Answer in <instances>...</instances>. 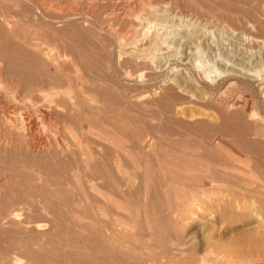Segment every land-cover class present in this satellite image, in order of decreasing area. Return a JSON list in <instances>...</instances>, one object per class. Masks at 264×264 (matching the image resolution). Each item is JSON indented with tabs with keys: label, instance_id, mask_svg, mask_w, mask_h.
Masks as SVG:
<instances>
[{
	"label": "rangeland",
	"instance_id": "1",
	"mask_svg": "<svg viewBox=\"0 0 264 264\" xmlns=\"http://www.w3.org/2000/svg\"><path fill=\"white\" fill-rule=\"evenodd\" d=\"M169 9L171 10L168 11L169 13H163V11ZM156 12H158V14ZM173 14H175L176 19H171L173 20L172 22L169 19ZM178 15L184 17L186 16V18H182L184 25L181 19H177ZM68 18L71 20H69ZM79 19L81 21H79ZM83 20L84 22H82ZM163 20L164 22H162ZM185 20L187 22H185ZM169 21L172 24L169 23ZM165 22L168 24H165ZM176 23L179 24L178 29L180 30L175 28ZM159 28H161L165 32L163 33V31ZM159 30L162 32H160ZM167 30L170 33L166 32ZM0 32V173H2L0 174V196H2L0 197V216L6 209L14 206L15 204H18L17 206L26 205L29 207H33V205L39 201V197H46L47 190L50 191L51 198L57 196L59 198L61 195L60 199L63 198L65 200L64 197L66 194L72 195L70 197L71 199L66 200L68 201L67 203L70 204L72 202L73 204L71 203V205H76L78 211H81H79V213L77 212L78 214L83 213L82 216L84 217L86 215H90L88 217L86 216L84 221L81 223L77 221L72 216V213L68 211L69 207L71 208V205L68 204L69 207L66 206V208H68L67 215L69 213L68 216H71L73 219H70L65 215L66 208L64 206H61L59 208V211L63 214H61L60 212L59 214H57V220L59 222V233L55 231L57 233V236L54 235L55 232H52L53 235L51 233L47 234L48 236L41 239L44 242L40 240L37 246L27 241V237L30 234H26V236L25 233H22L19 228L13 225H10L11 228L9 227V225L2 226L0 221V264H13L11 261V256H21V252H24L26 256V252H28L27 255H29V252H32L33 249L35 250L32 255L33 257L31 256V253L29 256H27L28 261H25V259H21L17 264H39L40 262V264H104L106 260H111V264H123L124 261V264H130V262L131 264H134L140 258L143 261L145 260V264H168L169 262H171L169 264H173L174 262L172 261L175 260L177 262V259H180L181 255L178 254L179 251L181 253L185 252L191 254L192 249H197L198 247L199 248L197 250L200 253H197V256L201 258L208 257L214 259V254L219 257V255L222 253V250H224L222 254H224L225 256L222 254L221 255L223 256L224 260L228 261V264H264V188L259 189L256 193L241 191V193L235 194L236 198H233V194L229 196V198L231 197V199H236L238 201H236V204L234 203V205L241 206L240 208L233 210V213H229V216L227 215L225 217H221L219 207L215 206L216 196L218 194L215 188L219 189V191L228 189L229 187L237 190L238 186L242 187L253 185L254 181L260 182V184L264 186V0H0ZM159 32L161 35L159 34ZM158 34L159 36H161V38L165 34L162 38L165 39V41L163 40L165 43H163L164 45L162 44L160 46V49L161 51H165L167 50L166 47L169 45V53L166 52L164 54H161V52L159 53L158 50L154 51L152 57L154 60L153 63L151 62V65L153 64L152 66L147 60L148 58L146 59L147 61L141 57L135 58L136 53L141 48H144L145 50L143 51L149 53L150 56L151 53L149 52V46H147V44L151 41L150 39H152L153 36H158ZM183 34L186 35V37L183 36ZM166 36H170L171 38H167ZM189 36L190 39L188 38ZM191 37L194 38L191 39ZM193 42H196V44H194ZM130 52L133 54H131ZM29 53L32 60L29 59ZM173 53L174 55H172ZM77 54L80 57H78ZM89 55L90 60L88 57ZM118 55L122 56L119 58ZM171 55L172 59L170 58ZM117 58H119V60ZM144 60L146 61V63ZM75 64L79 68H77ZM199 64H202V67L199 66ZM107 65L109 66L107 67ZM197 66L198 68L195 69V67ZM201 68L212 70V72L206 73L203 71V69L201 70ZM115 70L117 72L113 73L115 72ZM125 73H127L128 75ZM186 73L190 75L194 74L193 78L190 75H187V77ZM117 74L119 75L118 77ZM78 75H81L83 78L81 76L79 77ZM74 76H77L78 79ZM170 78L173 79L170 80ZM58 79H60V81L62 82L59 83ZM87 79L89 81H87L88 83H85ZM81 80L82 82L80 83ZM178 80H180V82ZM69 87L70 90L68 89ZM155 87H159V91L154 90ZM63 89H67V92ZM42 91H45L44 93H46L47 95H44ZM46 91H48V93ZM50 91L52 92L50 93ZM63 92H66L64 94L68 96H65L64 94L62 95ZM70 92L72 95H70ZM145 95L146 98H148V101L146 98H142L145 97ZM185 96H187V98ZM46 98L48 100H46ZM50 98L52 99L51 101ZM140 98L141 100L138 101V99ZM217 101L218 103H216ZM72 102L74 103V105ZM152 102L154 103V105ZM220 103H222L221 106H219ZM54 105H56L57 108L54 107ZM204 105L207 106L210 110L204 109ZM229 109L231 111H229ZM205 110L209 112L207 116L208 118L203 115V111ZM186 112L187 114H189L187 115ZM198 112L202 114L200 115ZM185 114L187 116H190L186 117ZM164 115L168 116L166 117ZM177 115L180 116L177 117ZM156 116L157 119L155 120ZM203 116H205L206 118ZM218 118L220 120H218ZM6 122H8L9 124ZM4 123L6 125H4ZM201 125L202 127L199 128V126ZM215 125H217V127ZM14 126L16 128L18 127V129H16ZM83 127L85 129H83L82 131ZM182 128L183 131H187H184V133L182 131ZM9 129L10 131H8L7 133L6 130ZM209 130L210 132H208ZM68 132L72 133L69 134ZM204 133L208 134L205 135ZM227 134L229 136H227ZM21 135L25 136L26 139ZM72 135L75 138H73ZM15 136H17L18 138H16ZM98 136L101 138H99ZM160 137L162 140H160ZM206 137L208 140L206 139ZM242 137L244 139H241ZM10 139H12L14 142L12 140L11 142ZM15 140H19L18 143H16ZM78 140H80V142ZM142 140L146 144H144ZM168 140H170V142H168ZM200 141L203 142L200 143ZM19 142L22 143L19 144ZM24 142L26 143V145ZM213 142H218L216 143L217 147L212 146ZM136 143L137 145H135ZM186 143H188L189 146H187ZM203 145L206 147H204ZM3 146L4 148H2ZM107 147H109V150L107 149ZM40 148L42 150H40ZM86 148L87 150H85ZM99 148H101L102 151H100ZM189 148L190 151L193 152V154L189 151ZM3 149H5V153ZM30 150L33 152H31ZM35 150H37V152ZM85 151L87 154H85ZM123 152L124 154H126L125 156ZM48 153L51 155H49ZM158 154L160 155V157ZM162 154L164 155L162 156ZM168 154H170L169 157L171 158V160L168 159ZM230 155H236L241 158L242 163H245L247 167L241 166L242 164H239L238 166L234 165L233 162L228 158ZM118 156L120 159L118 158ZM193 156L194 158H192ZM103 159H105V161ZM162 160L163 163L161 162ZM212 160L214 163H212ZM103 161L106 163L104 164ZM121 161L122 163H124L122 164ZM116 162L118 163L117 166L115 165ZM109 163L112 165H110ZM184 163L186 164L184 165ZM119 165L122 167V170ZM191 165H193L194 168H192ZM222 165L225 167V169ZM77 169L79 173L77 172ZM106 170H109V172H107ZM176 170H178V172ZM3 172L5 174H3ZM262 172L263 177L261 175ZM189 173L191 174V176ZM37 174H39V177H37ZM186 175L190 177H187ZM199 175L203 178L201 177L202 179H198ZM184 177L187 179H185ZM55 178L57 180L54 181ZM11 179L12 181L14 179L15 182L13 183ZM169 180H171L172 182H169ZM23 181H25V184L23 183ZM48 181L50 183L45 184L48 183ZM126 181H128L129 185L125 186ZM210 181H212L211 184ZM88 182H90L92 185L94 184L93 186L96 188H94L91 184L89 185ZM178 183H181V186ZM54 184L57 185L55 186ZM29 185L33 188L29 187ZM53 185L55 186V190L52 189L53 187H51ZM167 185L168 191L166 188ZM9 186L10 188L8 189ZM43 186H46L48 189L45 190L44 188L43 191V189L41 188ZM131 186L133 187L130 188ZM152 186L154 189L152 188ZM192 186L194 187L192 188ZM204 186L206 188H204ZM63 187L65 188V191L67 193L64 191ZM137 187H139L140 189L143 188V191L138 190ZM201 187H203L204 189L213 188L211 194L208 193V191H204L201 193ZM188 188H190V190ZM195 188L198 190H196ZM38 189L40 190V193ZM158 189L163 193H160ZM36 190L37 192H34ZM164 190L167 193H165ZM61 191L64 192L61 193ZM180 191L182 192V195L184 197H182ZM90 192L92 196L89 195ZM259 193L262 195H260ZM30 194L33 195L34 198L30 197ZM128 194H132L130 195V197H132L130 198ZM35 195H37V197ZM77 195H81V198L76 199ZM109 196H111V198ZM193 196L195 197L194 199L199 202V205H197L198 207L189 204V200H191ZM202 196H205L208 199ZM145 197H147V200ZM93 198L97 199L94 200ZM53 199L57 202L59 201L58 203H62V200L60 199ZM114 199L117 200L116 203L114 202ZM76 200L78 201V203H80V206L79 204H77ZM110 200L112 201L110 202ZM20 202L22 204H20ZM29 202L31 204H29ZM248 204L249 206H246ZM260 204L263 207V210L257 211L259 212V214L254 215L251 211L254 210V208H257ZM85 206L88 208L85 209ZM82 207L86 210V212H90L88 214L83 212L85 210H83ZM152 207L154 208V210ZM61 208L65 209L63 210ZM92 208H94V210ZM238 209H240V211ZM150 210L153 212H151ZM237 210L238 212H236ZM147 212H149L150 214H147ZM90 213H92V216ZM113 213L115 216L113 215ZM189 213H192L193 216H190ZM118 215L122 218L118 217ZM130 215H133V217H131ZM154 215L155 217L152 218ZM167 215L170 217H168ZM207 215L209 216V218ZM190 217L194 218L191 219ZM181 218L183 219L182 221ZM64 219L68 222L69 225H66L67 222H65ZM175 219H177V222ZM97 220L101 223V225ZM116 221H122L133 226L134 233L133 231L123 230L119 226L116 227ZM130 222H132V224ZM78 223H80V225H87L88 223L89 225H87V227L78 226ZM102 223L105 224L103 225ZM163 223L165 228L161 227L163 226ZM167 223H169L170 226ZM182 223H184L185 225H182ZM147 224H149L148 226H150L151 224V227L148 228ZM165 224L168 225L167 228ZM74 226L77 231L75 230ZM108 226L109 229L111 227L112 230H110L112 232L119 233L122 230L119 233V236H121L122 238L114 235L112 236V232L107 229ZM178 226L182 231V235L183 231L185 234L187 232H193L191 234H188V237L190 236V242L185 240V242L181 243L180 246H176L175 239H172L173 243L171 242V244L168 245V243H170L171 237L174 238L173 233L175 227L178 228ZM80 227H84L85 232L83 231V233H79L78 235V231L81 232L80 229L78 230V228ZM94 227H96V229L99 227L98 229L101 230L97 229L96 231ZM103 227L105 228L107 233H104L105 230L103 229ZM60 228H62L61 231ZM196 228L199 229V233ZM162 229H165L166 231H161ZM171 229H174L173 232ZM190 229L194 231H191ZM205 230L207 231V233ZM90 231L93 232L91 233ZM157 231L162 233H159ZM167 231H171V234ZM64 232L65 234L67 233V237L66 235L64 236ZM86 232L88 235L90 233L92 235L90 234L88 236L86 235ZM147 232L153 239L147 237L149 236V234L147 235ZM166 232L168 235L166 234ZM18 233L23 234V236L18 235ZM246 233L256 234L258 237L257 240H259L260 242L256 240H250L249 242L248 239V241H246L244 237L245 235H247ZM59 234L61 237L58 236ZM136 234L138 235L136 236ZM163 234L167 236L165 237V235ZM139 235L140 238H136L139 237ZM159 235H161L162 239H160L161 237H159ZM169 235L172 236L170 237ZM11 236H13V238ZM53 236H56L55 239ZM21 237L24 239L22 240ZM58 237L61 239L59 240ZM88 237L94 238H90V240ZM144 237L148 238L149 240L145 238L146 242H142ZM113 238L114 240H112ZM71 239L72 241L75 240L76 243L78 242L79 246L75 244V241L72 242ZM115 239L116 241H119L120 245L115 242ZM124 239H126V244H130H125L124 246ZM139 239L141 240V242L139 241ZM24 240L25 242H23ZM162 240L165 241L166 245H172L170 248L172 249L171 252H174V259H172V253L170 255V252H168L170 251V248H168V246L164 248L168 249H163L165 243L164 241L162 242ZM199 240L202 241V243L201 241L199 243L200 246L198 245ZM150 242L153 245H151ZM195 242L196 246L194 244ZM17 243H19L20 245H18ZM54 243L56 245H54ZM109 243H113L114 245L116 243L118 248H115L112 251L108 250L109 248L105 249V247H107L106 244ZM142 243L145 244L143 245ZM260 243H262V245ZM24 244L27 245L28 249L26 248V246L24 247ZM41 244L43 245V247ZM100 244L102 247L100 246ZM243 244L247 246L245 247V245ZM256 244H258L260 247H258V245ZM133 245H135L136 247H133ZM137 245L140 246L137 247ZM253 246H257V248L253 249ZM56 247L57 250L54 249ZM143 247H145V250H143ZM147 247L148 250L146 249ZM152 247L155 251L158 250V253H160L161 255L155 253L154 250L153 252H151ZM100 248H102V250ZM122 248H129V252H127L128 249ZM160 248L164 251L162 252L161 250H159ZM51 249H54V251ZM117 249L122 250V252ZM150 249L151 251H149ZM206 249H208L209 251ZM124 250H126V252H123ZM138 250H142V253L146 252L145 254H147V256L145 257L144 253L142 256V253L140 252V257ZM200 250L205 251L202 252ZM260 250L262 252H260ZM165 251L169 253L167 255V258V253ZM96 252L98 254H102V256L98 255ZM103 252H106L107 254H104ZM175 252H177L176 254L178 255L175 256ZM210 252H212V254ZM86 253H88V255ZM260 253H262V255ZM122 254L124 256L127 255V257L125 256V258ZM118 255H122V257H119ZM130 255L133 258H131ZM133 255L136 256V258L138 257L137 260ZM43 256L46 258H44ZM163 256H165V259L163 258ZM92 257H94L96 260H94V258ZM175 257L178 258L176 259ZM104 258L106 259L104 260ZM123 258L125 259L123 260ZM162 258L164 259L163 262ZM168 258L169 261L166 260ZM38 259L40 261L39 263H37L36 261ZM31 261L34 263H29ZM143 261L139 263L137 262V264H143ZM176 262L174 264H176Z\"/></svg>",
	"mask_w": 264,
	"mask_h": 264
},
{
	"label": "bare ground",
	"instance_id": "2",
	"mask_svg": "<svg viewBox=\"0 0 264 264\" xmlns=\"http://www.w3.org/2000/svg\"><path fill=\"white\" fill-rule=\"evenodd\" d=\"M154 1H155V0H154ZM163 1H164V0H163ZM160 2H161V1H160ZM221 2H222V1H221ZM33 3H34V2H33ZM166 3H167V2H166ZM168 3H169V2H168ZM173 3H174V2H173ZM44 4H45V3H44ZM98 4H99V3H98ZM149 4H150V3H149ZM151 4H152V3H151ZM174 4H175V3H174ZM114 5H115V4H114ZM126 5H127V4H126ZM154 5H155V4H154ZM165 5H166V4H165ZM171 5H173V4H171ZM176 5H177V3H176ZM176 5H175V6H176ZM109 6H110V5H109ZM162 6H163V5H162ZM167 6H169V5H167ZM149 7H150V6H149ZM149 7H148V8H149ZM152 7H153V6H152ZM165 7H166V6H165ZM154 8H155V7H154ZM175 8H176V7H175ZM143 9H144V8H143ZM170 9H171V8H170ZM170 9H169V10H165V11H163V13H166V12L172 10V9H171V10H170ZM178 9H179V8H178ZM173 10H174V9H173ZM155 11H156V10H155ZM161 11H162V10H161ZM176 11H177V10H176ZM156 13L158 14V12H156ZM168 13H169V12H168ZM170 13H171V12H170ZM177 13H178V12H177ZM180 13H181V12H180ZM145 14H146V13H145ZM153 14H154V13H153ZM160 14H162V13H160ZM181 15H182V14H181ZM181 15H178V16H177V19H179V20L181 19V21L183 22L182 18H186V16L184 17V16H181ZM80 16H81V15H80ZM83 16H84V15H83ZM83 16H82V17H83ZM255 16H256V15H255ZM77 17H78V16H77ZM77 17H76V18H77ZM168 17H169V16H168ZM256 17H257V16H256ZM70 18H71V17H70ZM145 18H146V17H145ZM160 18H162V17H160ZM173 18H175V14H173L172 16H170V19H169V20L173 22V20H171V19H173ZM257 18H258V17H257ZM64 19H65V18H64ZM64 19H63V20H64ZM68 19H69V18H68ZM71 19H72V18H71ZM71 19H69V20H71ZM73 19H74V18H73ZM77 19H78V18H77ZM85 19H86V18H85ZM165 19H166V18H165ZM175 19H176V18H175ZM75 20H76V19H75ZM86 20H87V19H86ZM94 20H95V19H94ZM158 20H159V19H158ZM79 21H81V20L79 19ZM160 21H161V20H160ZM167 21H168V20H167ZM167 21H166V22H167ZM170 21H169V23H171ZM181 21H180V22H181ZM52 22H54V21H52ZM70 22H71V21H70ZM82 22H84V20H83ZM87 22H88V21H87ZM162 22H164V20H163ZM166 22H165V24H168V23H166ZM185 22H187V21L185 20ZM66 23H67V22H66ZM158 23H159V22H158ZM178 23H179V22H178ZM178 23H176V27H175L176 29H178V27H179V24H178ZM102 24H103V23H102ZM160 24H161V23H160ZM171 24H172V23H171ZM174 24H175V23H174ZM188 24H191V23H188ZM21 25H22V24H21ZM37 25H38V24H37ZM83 25H84V24H83ZM183 25H184V22H183ZM192 25H193V24H192ZM206 25H207V24H206ZM38 26H39V25H38ZM99 26H100V25H99ZM154 26H155V25H154ZM88 27H89V26H88ZM95 27H96V26H95ZM165 27H166V26H165ZM167 27H168V26H167ZM170 27H172V26H170ZM186 27H188V26H186ZM204 27H205V26H204ZM204 27H203V28H204ZM53 28H54V27H53ZM168 28H169V27H168ZM159 29H161V28H159ZM184 29H185V28H184ZM201 29H202V28H201ZM8 30H9V29H8ZM10 30H11V29H10ZM161 30H162V29H161ZM168 30H169V29H168ZM168 30H167L166 32H168ZM178 30H180V29H178ZM142 31H143V30H142ZM159 31H160V30H159ZM162 31H163V30H162ZM162 31H160V32H162ZM170 31H171V30H170ZM174 31H175V30H174ZM174 31H173V32H174ZM195 31H196V30H195ZM7 32H8V31H7ZM10 32H12V31H10ZM38 32H39V31H38ZM106 32H107V31H106ZM160 32H159V34H160ZM164 32H165V31H163V33H164ZM177 32H178V31H177ZM0 33H1V32H0ZM156 33H157V30H156ZM168 33H170V32H168ZM196 33H197V32H196ZM212 33H213V32H212ZM238 33H239V32H238ZM11 34H13V33H11ZM17 34H18V33H17ZM20 34H21V33H20ZM31 34H33V33H31ZM107 34H109V33H107ZM159 34H158V36H156V35L153 36L152 39H150L151 41L148 40V41H150V42L147 44V46H149V47H148L149 52L151 53L150 56H149V53H146L145 51H143V50H145L144 48L142 49V48L140 47L141 49L139 50V49L136 47L139 51L136 53V55H135L136 57H135V58H137V57H141V58H143V59H145V60L148 58L147 60L150 62V65H151V62L153 63V60H154V59L152 58V57H153V52H154V51L158 50L159 53L161 52V54H164V53L168 52V51H169V50H168L169 45L166 47L167 50H165V51H161V49H160V46H161L163 43H165V42H164L165 39H162V38H163L164 35L167 34V33H165V34L163 35L162 38H161V36H159ZM184 34H185V33H184ZM184 34H183V36L186 37V35H184ZM191 34H192V33H191ZM13 35H15V34H13ZM160 35H161V34H160ZM189 35H190V34H189ZM16 36H17V35H16ZM20 36H21V35H20ZM33 36H34V35H33ZM35 36H36V35H35ZM176 36H177V35H176ZM181 36H182V35H181ZM198 36H199V34H198ZM206 36H207V35H206ZM27 37H28V36H27ZM37 37H38V36H37ZM39 37H40V36H39ZM146 37H147V36H146ZM148 37H149V36H148ZM166 37H167V36H166ZM169 37H170V36H168L167 38H169ZM185 37H183V38H185ZM21 38H22V37H21ZM142 38H143V37H142ZM170 38H171V37H170ZM188 38L190 39V36H189ZM193 38H194V37H193ZM193 38L191 37V39H193ZM198 38H199V37H198ZM205 38H206V37H205ZM22 39H24V38H22ZM28 39H29V38H28ZM33 39H34V38H33ZM38 39H39V38H38ZM147 39H148V38H147ZM172 39H173V38H172ZM176 39H177V38H176ZM24 40H25V39H24ZM31 40H32V39H31ZM163 40H164V41H163ZM200 40H201V39H200ZM39 41H40V40H39ZM215 41H216V40H215ZM26 42H27V40H26ZM146 42H147V41H146ZM58 43H59V42H58ZM134 43H135V42H134ZM168 43H169V42H168ZM171 43H172V42H171ZM193 43H194V42H193ZM19 44H20V43H19ZM145 44H146V43H145ZM194 44H196V42H195ZM26 45H27V44H26ZM30 45H31V43H30ZM76 45H77V44H76ZM163 45H164V44H163ZM165 45H166V44H165ZM170 45H172V44H170ZM178 45H179V44H178ZM35 46H37V45H35ZM35 46H34V47H35ZM23 47H24V46H23ZM162 47H163V46H162ZM174 47H175V46H174ZM191 47H192V45H191ZM37 48H38V47H37ZM132 48H133V47H132ZM177 48H179V47H177ZM28 49H29V48H28ZM77 49H78V48H77ZM132 50H133V49H132ZM134 50H135V49H134ZM146 50H147V49H146ZM71 51H72V50H71ZM71 51H70V52H71ZM81 51H82V49H81ZM127 52H128V51H127ZM134 52H135V51H134ZM180 52H181V51H180ZM82 53H83V52H82ZM130 53H131V52H130ZM155 53H156V52H155ZM155 53H154V54H155ZM168 53H169V52H168ZM168 53H167V54H168ZM121 54H123V53H121ZM126 54H127V53H126ZM131 54H133V53H131ZM134 54H135V53H134ZM70 55H71V54H70ZM77 55H78V54H77ZM155 55H156V54H155ZM159 55H160V54H159ZM172 55H174V53H173ZM172 55L170 56V58L172 57ZM118 56H119V55H118ZM121 56H122V55H120L119 58H120ZM129 56H130V55H129ZM177 56H178V55H177ZM27 57H28V56H27ZM29 57H30L29 59L32 60V59H31V56H30V53H29ZM36 57H37V56H36ZM36 57H35V58H36ZM78 57H80V56L78 55ZM88 57H89V60H90V55H89ZM130 57H131V56H130ZM154 57H155V56H154ZM37 58H38V57H37ZM119 58H117V59L119 60ZM126 58H127V57H126ZM167 58H168V57H167ZM15 59H16V58H15ZM75 59H76V58H75ZM87 59H88V58H87ZM127 59H128V58H127ZM133 59H134V58H133ZM160 59H161V58H160ZM168 59H169V58H168ZM171 59H172V58H171ZM34 60H36V59H34ZM145 60H144V61H145ZM147 60H146V61H147ZM161 60H162V59H161ZM174 60H175V59H174ZM174 60H173V61H174ZM146 61H145V63H146ZM158 61H159V60H158ZM72 62H73V60H72ZM78 62H79V61H78ZM107 62H108V61H107ZM156 62H157V61H156ZM174 62H175V61H174ZM181 62H182V61H181ZM188 62H189V61H188ZM188 62H185V63H188ZM190 62H191V61H190ZM34 63H36V62H34ZM42 63H43V62H42ZM126 63H127V62H126ZM128 63H129V62H128ZM204 63H205V62H204ZM81 64H82V63H81ZM142 64H143V63H142ZM158 64H159V63H158ZM182 64H183V63H182ZM39 65H40V64H39ZM75 65H76V64H75ZM152 65H153V64H152ZM152 65H151V66H152ZM201 65H202V64H199V66H201ZM46 66H47V65H46ZM46 66H45V67H46ZM76 66H77V65H76ZM108 66H109V65H107V67H108ZM156 66H157V65H156ZM195 66H196V65H195ZM204 66H205V65H204ZM23 67H24V66H23ZM146 67H147V66H146ZM153 67H154V66H153ZM175 67H176V66H175ZM190 67H191V66H190ZM201 67H202V66H201ZM67 68H68V67H67ZM74 68H75V67H74ZM74 68H73V69H74ZM77 68H79V67L77 66ZM196 68H198V66L195 67V69H196ZM199 68H200V67H199ZM152 69H153V68H152ZM202 69H203V71L206 72V73H210V72H212V70H206L205 68H201V70H202ZM214 70H215V69H214ZM68 71H69V70H68ZM71 71H72V70H71ZM77 71H78V70H77ZM113 71H114V70H113ZM227 71H228V70H227ZM73 72H74V71H73ZM75 72H76V71H75ZM80 72H81V71H80ZM116 72H117V71L115 70V72H113V73H116ZM224 72H225V71H224ZM229 72H230V71H229ZM240 72H241V71H240ZM77 73H79V72H77ZM82 73H83V72H82ZM111 73H112V72H111ZM75 74H76V73H75ZM125 74H127V73H125ZM182 74H183V73H182ZM182 74H181V75H182ZM76 75H77V74H76ZM81 75H82V74H81ZM81 75H78V76L80 77ZM115 75H116V74H115ZM127 75H128V74H127ZM183 75H184V74H183ZM187 75H190V74H187V73H186V76H187ZM193 75H194V74H191L190 76L193 78ZM118 76H119V75L117 74V77H118ZM175 76H176V75H175ZM177 76H178V75H177ZM184 76H185V75H184ZM29 77H30V76H29ZM74 77H75V76H74ZM74 77H73V78H74ZM76 77H77V76H76ZM76 77H75V78H76ZM81 77H82V76H81ZM126 77H127V76H126ZM181 77H182V76H181ZM187 77H188V76H187ZM187 77H186V78H187ZM191 77H190V78H191ZM23 78H24V77H23ZM56 78H57V77H56ZM82 78H83V77H82ZM82 78H80V79H82ZM113 78H114V75H113ZM178 78H179V77H178ZM30 79H32V78H30ZM52 79H54V78H52ZM77 79H78V77H77ZM120 79H121V78H120ZM168 79H169V78H168ZM172 79H173V78H172ZM172 79L170 78V80H172ZM179 79H180V78H179ZM187 79H189V78H187ZM187 79H186V80H187ZM94 80H95V79H94ZM116 80H117V79H116ZM181 80H182V79H181ZM189 80H190V79H189ZM226 80H227V79H226ZM52 81H53V80H52ZM58 81H59V83L62 82V81H60V79H58ZM66 81H67V80H66ZM74 81H75V80H74ZM77 81H78V80H77ZM87 81H89V80L87 79L86 82H85V80H84L85 83H88ZM118 81H119V80H118ZM178 81L180 82V80H178ZM182 81H183V80H182ZM210 81H212V80H210ZM258 81H259V80H258ZM36 82H37V81H36ZM36 82H35V83H36ZM81 82H82V80L80 81V83H81ZM109 82H110V81H109ZM167 82H168V81H167ZM191 82H192V81H191ZM208 82H209V81H208ZM68 83H69V82H68ZM182 83H186V82H182ZM182 83H181V84H182ZM76 84H77V83H76ZM76 84H75V86H76ZM178 84H179V83H178ZM222 84H223V83H222ZM222 84H221V85H222ZM10 85H11V84H10ZM80 85H81V84H80ZM80 85H79V87H80ZM167 85H168V84H167ZM169 85H170V84H169ZM183 85H184V84H183ZM183 85H182V86H183ZM201 85H202V84H201ZM18 86H19V85H18ZM87 86H89V85H87ZM87 86H86V87H87ZM170 86H171V85H170ZM82 87H83V86H82ZM203 87H204V86H203ZM89 88H90V87H89ZM160 88H161V87H160ZM68 89L70 90V87H69ZM78 89H79V88H78ZM204 89H205V88H204ZM63 90L66 91L67 89H66V90L63 89ZM63 90H62V91H63ZM69 90H68V91H69ZM80 90H82V89H80ZM154 90L159 91V87H155ZM161 90H162V89H161ZM216 90H217V89H216ZM84 91H85V90H84ZM91 91H92V90H91ZM165 91H166V90H165ZM42 92L44 93L45 91H42ZM46 92L48 93V91H46ZM51 92H52V91H50V93H51ZM66 92H67V91H66ZM66 92H63L62 95H63L64 93H66ZM85 92H86V91H85ZM93 92H94V91H93ZM169 92H171V91H169ZM204 92H205V91H204ZM208 92H209V91H208ZM79 93H80V92H79ZM82 93H83V92H82ZM155 93H156V92H155ZM210 93H212V92H210ZM214 93H215V92H214ZM45 94H46V93H44V95H45ZM68 94H69V93H68ZM83 94H84V93H83ZM83 94H80V95H83ZM151 94H153V93H151ZM151 94H150V95H151ZM186 94H187V92H186ZM193 94H196V93H193ZM46 95H47V94H46ZM64 95H65V94H64ZM70 95H72L71 92H70ZM148 95H149V94H148ZM148 95H147V96H148ZM184 95H185V93H184ZM190 95H192V94H190ZM202 95H203V94H202ZM65 96H68V95H65ZM188 96H189V95H188ZM208 96H209V95H208ZM212 96H213V94H212ZM46 97H47V96H46ZM51 97H52V96H51ZM71 97H72V96H71ZM74 97H75V96H74ZM84 97H85V96H84ZM106 97H107V96H106ZM124 97H125V96H124ZM165 97H166V95H165ZM165 97H164V98H165ZM185 97L187 98V96H185ZM192 97H193V96H192ZM42 98H43V97H42ZM68 98H69V97H68ZM142 98H146V95H145V97H142ZM156 98H157V97H156ZM167 98H168V97H167ZM204 98H205V97H204ZM212 98H213V97H212ZM38 99H39V98H38ZM54 99H55V98H54ZM65 99H66V98H65ZM69 99H70V98H69ZM71 99H72V98H71ZM123 99H124V98H123ZM146 99H147V101H148V98H146ZM146 99H144V100H146ZM150 99H151V97H150ZM152 99H153V98H152ZM169 99H170V96H169ZM210 99H211V97H210ZM218 99H219V97H218ZM218 99H217V100H218ZM46 100H48V99L46 98ZM51 100H52V99L50 98V101H51ZM139 100H141V98L138 99V101H139ZM142 100H143V99H142ZM154 100H155V99H154ZM203 100H205V99H203ZM53 101H54V100H53ZM83 101H84V100H83ZM124 101H125V100H124ZM188 101H189V100H188ZM188 101H187V102H188ZM32 102H35V101H32ZM70 102H71V101H70ZM73 102H74V101H73ZM73 102H72V103H73ZM210 102H211V101H210ZM36 103H37V102H36ZM56 103H57V102H56ZM72 103H71V105H72ZM152 103H153V102H152ZM213 103H214V101H213ZM216 103H218V101H217ZM216 103H215V104H216ZM40 104H41V103H40ZM47 104H48V103H47ZM49 104H50V102H49ZM51 104H53V103H51ZM57 104H59V103H57ZM139 104H141V103H139ZM221 104H222V103H220L219 106H221ZM59 105H60V104H59ZM73 105H74V103H73ZM143 105H144V104H143ZM153 105H154V103H153ZM57 106H58V105H57ZM145 106H146V105H145ZM145 106H143V107H145ZM222 106H223V105H222ZM228 106H230V105H228ZM54 107H56V105H54ZM67 107H68V106H67ZM146 107H147V106H146ZM148 107H149V106H148ZM31 108H32V107H31ZM33 108H34V107H33ZM56 108H57V107H56ZM56 108H55V109H56ZM69 108H70V107H69ZM203 108H204V109H208V107L205 106V105L203 106ZM228 108H229V107H228ZM4 109H5V108H4ZM51 109H52V108H51ZM71 109H72V108H71ZM75 109H76V108H75ZM75 109H74V110H75ZM78 109H80V108H78ZM178 109H180V108H178ZM186 109H187V107H186ZM57 110H58V109H57ZM60 110H61V109H60ZM190 110H191V109H190ZM192 110H193V108H192ZM192 110H191V111H192ZM208 110H210V109H208ZM231 110H232V108H231ZM231 110L229 109V111H231ZM32 111H33V110H32ZM65 111H66V110H65ZM164 111H165V110H164ZM181 111H182V110H181ZM194 111H196V110H194ZM70 112H71V111H70ZM154 112H155V111H154ZM226 112H227V111H226ZM234 112H235V111H234ZM155 113H156V112H155ZM195 113H196V112H195ZM198 113H199V112H198ZM210 113H211V111H210ZM148 114H150V113H148ZM172 114H173V113H172ZM177 114H178V113H177ZM180 114H181V113H180ZM186 114H187V112H186ZM186 114H185V115H186ZM188 114H189V113H188ZM188 114H187V115H188ZM199 114L201 115L202 113H199ZM208 114H209V112H207L206 110L203 111V115H205L206 117L208 116ZM212 114H213V113H212ZM236 114H237V113H236ZM41 115H42V114H41ZM187 115H186V117H189V116H190V115H189V116H187ZM159 116H160V115H159ZM164 116H166V115H164ZM167 116H168V115H167ZM167 116H166V117H167ZM179 116H180V115H179ZM179 116L177 115V117H179ZM205 116H203V117H205ZM249 116H250V115H249ZM22 117H24V116H22ZM154 117H155V116H154ZM161 117H162V116H161ZM203 117H202V118H203ZM206 117H205V118H206ZM219 117H220V116H219ZM9 118H10V117H9ZM9 118H8V119H9ZM20 118H21V117H20ZM25 118H26V116H25ZM25 118H24V120H25ZM173 118H174V116H173ZM207 118H208V117H207ZM156 119H157V116H156L155 120H156ZM159 119H160V117H159ZM200 119H201V118H200ZM12 120H14V119H12ZM19 120H20V119H19ZM21 120H22V119H21ZM161 120H162V119H161ZM173 120H174V119H173ZM218 120H220V119L218 118ZM6 121H7V120H6ZM10 121H11V119H10ZM15 121H16V120H15ZM22 121H23V120H22ZM80 121H81V120H80ZM153 122H154V121H153ZM157 122H158V121H157ZM223 122H225V121H223ZM223 122H220V123H223ZM242 122H243V121H242ZM251 122H252V121H251ZM253 122H255V121H253ZM6 123H8V122H6ZM208 123H209V122H208ZM8 124H9V123H8ZM32 124H33V123H32ZM203 124H204V123H203ZM203 124H202V125H203ZM243 124H244V123H243ZM4 125H6V124L4 123ZM10 125H11V123H10ZM27 125H28V124H27ZM36 125H37V124H36ZM79 125H80V124H79ZM202 125L199 126V128L202 127ZM225 125H226V124H225ZM16 126H18V125H16ZM19 126H22V125H19ZM85 126H86V125H85ZM162 126H163V125H162ZM197 126H198V125H197ZM215 126L217 127V125H215ZM241 126H242V125H241ZM241 126H240V127H241ZM14 127H15V126H14ZM14 127H12V128H14ZM157 127H158V126H157ZM159 127H160V125H159ZM163 127H164V126H163ZM218 127H219V126H218ZM4 128H5V127H4ZM8 128H9V127H8ZM15 128H16V127H15ZM20 128H21V127H20ZM20 128H19V129H20ZM22 128H23V127H22ZM153 128H154V127H153ZM153 128H152V129H153ZM164 128H165V127H164ZM176 128H177V127H176ZM207 128H208V127H207ZM220 128H221V127H220ZM6 129H7V127H6ZM16 129H18V127H17ZM16 129H15V132H16ZM29 129H30V128H29ZM61 129H62V128H61ZM83 129H85V128L83 127V128H82V131H83ZM154 129H155V128H154ZM154 129H153V130H154ZM20 130H21V129H20ZM22 130H23V129H22ZM24 130H25V129H24ZM68 130H69V129H68ZM87 130H88V129H87ZM194 130H195V129H194ZM207 130H208V129H207ZM207 130H206V131H207ZM210 130H211V129H210ZM210 130H209L208 132H210ZM8 131H10V129H9V130H6L7 133H8ZM13 131H14V130H13ZM18 131H19V130H18ZM27 131H28V130H27ZM66 131H67V130H66ZM70 131H71V130H70ZM155 131H156V130H155ZM179 131H180V130H179ZM182 131H183V128H182ZM184 131H187V130H184ZM184 131H183V132H184ZM196 131H197V130H196ZM23 132H24V131H23ZM194 132H195V131H194ZM198 132H199V131H198ZM211 132H212V131H211ZM12 133H13V132H12ZM27 133H28V132H27ZM68 133H69V132H68ZM70 133H72V132H70ZM70 133H69V134H70ZM81 133H82V132H81ZM145 133H146V131H145ZM157 133H158V132H157ZM162 133H163V132H162ZM164 133H165V131H164ZM169 133H170V132H169ZM184 133H185V132H184ZM201 133H202V132H201ZM226 133H227V132H226ZM258 133H259V132H258ZM14 134H15V133H14ZM22 134H23V133H22ZM30 134H31V132H30ZM91 134H92V133H91ZM198 134H199V133H198ZM204 134L206 135V134H208V133H204ZM211 134H212V133H211ZM213 134H214V132H213ZM259 134H260V133H259ZM17 135H18V134H17ZM23 135H24V134H23ZM73 135H74V134H73ZM73 135H72V137L75 138V137H74L75 135H74V136H73ZM79 135H80V134H79ZM84 135H85V134H84ZM157 135H158V134H157ZM173 135H174V134H173ZM176 135H177V134H176ZM201 135H203V134H201ZM10 136H11V135H10ZM13 136H14V135H13ZM18 136H19V135H18ZM21 136H22V135H21ZM21 136H20V138H21ZM69 136H70V135H69ZM91 136H92V135H91ZM171 136H172V135H171ZM179 136H180V134H179ZM187 136H188V135H187ZM195 136H196V135H195ZM227 136H229V135L227 134ZM244 136H245V135H244ZM257 136H258V135H257ZM15 137L18 138L17 136H15ZM22 137H25V136H22ZM81 137H82V136H81ZM98 137H99V136H98ZM145 137H146V136H145ZM20 138H19V139H20ZM99 138H101V137H99ZM109 138H110V137H109ZM129 138H130V137H129ZM193 138H196V137H193ZM193 138H192V139H193ZM219 138H220V137H219ZM222 138H223V137H222ZM222 138H221V139H222ZM228 138H229V137H228ZM25 139H26V137H25ZM77 139H78V138H77ZM77 139H76V141H77ZM102 139H103V138H102ZM106 139H108V138H106ZM206 139H207V137H206ZM221 139H220V140H221ZM241 139H244V138L242 137ZM241 139H240V140H241ZM248 139H250V138H248ZM11 140H12V139H10V141H11ZM21 140H22V139H21ZM160 140H162L161 137H160ZM166 140H167V139H166ZM195 140H197V139H195ZM207 140H208V139H207ZM225 140H226V138H225ZM227 140H228V139H227ZM12 141H13V140H12ZM12 141H11V142H12ZM18 141H19V140H18ZM18 141L15 140L16 143H18ZM23 141H24V140H23ZM73 141H75V140H73ZM78 141L80 142V140H78ZM103 141H106V140H103ZM103 141H102V142H103ZM112 141H113V140H112ZM142 141H143V140H142ZM164 141H165V140H164ZM179 141H181V140H179ZM191 141H192V140H191ZM191 141H190V142H191ZM222 141H223V140H222ZM248 141H249V140H248ZM13 142H14V141H13ZM27 142H28V141H27ZM102 142H101V143H102ZM143 142H144V141H143ZM149 142H150V141H149ZM168 142H170V140H168ZM171 142H172V141H171ZM186 142H187V141H186ZM190 142H188V143H190ZM201 142H203V141H200V143H201ZM224 142H225V141H224ZM16 143H15V144H16ZM20 143H22V142H19V144H20ZM24 143H25V142H24ZM44 143H45V142H44ZM76 143H77V142H76ZM98 143H99V142H98ZM188 143H186L187 146H189ZM204 143H205V142H204ZM216 143H218V142H216ZM216 143L213 142L212 146L217 147V144H216ZM19 144H18V147H19ZM79 144H80V143H79ZM144 144H146V143L144 142ZM25 145H26V143H25ZM46 145H47V144H46ZM135 145H137V143H136ZM191 145H192V144H191ZM193 145H194V144H193ZM206 145H207V144H206ZM241 145H242V144H241ZM10 146H11V145H10ZM22 146H23V145H22ZM78 146H79V145H78ZM95 146H96V145H95ZM116 146H117V145H116ZM155 146H156V145H155ZM167 146H168V145H167ZM170 146H171V143H170ZM203 146H204V145H203ZM208 146H210V145H208ZM208 146H207V147H208ZM23 147H24V146H23ZM26 147H27V146H26ZM32 147H33V146H32ZM100 147H102V146H100ZM113 147H114V146H113ZM137 147H139V146H137ZM204 147H206V146H204ZM2 148H4V146H3ZM8 148H9V147H8ZM43 148H44V147H43ZM108 148H109V147H107V149H108ZM115 148H116V147H115ZM194 148H195V147H194ZM211 148H212V147H211ZM6 149H7V148H6ZM19 149H20V148H19ZM27 149H28V148H27ZM29 149H30V148H29ZM62 149H63V148H62ZM71 149H72V148H71ZM80 149H81V148H80ZM4 150H5V149H3V151H4ZM17 150H18V148H17ZM32 150H33V149H32ZM40 150H42V149L40 148ZM57 150H58V149H57ZM85 150H87V148H86ZM99 150L102 151L101 148H99ZM108 150H109V149H108ZM108 150H107V151H108ZM139 150H140V149H139ZM182 150H183V149H182ZM186 150H187V148H186ZM210 150H211V149H210ZM30 151H31V150H30ZM35 151L37 152V150H35ZM52 151H53V150H52ZM100 151H99V152H100ZM160 151H161V150H160ZM173 151H174V150H173ZM189 151H190V148H189ZM193 151H194V150H193ZM250 151H251V150H250ZM31 152H33V151H31ZM36 152H35V153H36ZM38 152H39V151H38ZM61 152H62V150H61ZM163 152H164V151H163ZM190 152H192V151H190ZM197 152H198V151H197ZM201 152H202V151H201ZM201 152H200V153H201ZM1 153H2V151H1ZM4 153H5V151H4ZM52 153H53V152H52ZM89 153H90V151H89ZM94 153H95V152H94ZM101 153H102V152H101ZM101 153H100V154H101ZM104 153H105V151H104ZM152 153H153V152H152ZM167 153H168V152H167ZM171 153H172V152H171ZM186 153H187V152H186ZM195 153H196V152H195ZM210 153H211V152H210ZM210 153H209V154H210ZM38 154H39V153H38ZM48 154H49V153H48ZM85 154H87L86 151H85ZM123 154H124V152H123ZM159 154H160V153H159ZM159 154H158V155H159ZM165 154H166V153H165ZM172 154H173V153H172ZM176 154H178V153H176ZM187 154H188V153H187ZM192 154H193V152H192ZM221 154H222V153H221ZM26 155H27V154H26ZM34 155H35V154H34ZM49 155H51V154H49ZM49 155H48V156H49ZM102 155H103V154H102ZM104 155H105V154H104ZM118 155H119V154H118ZM125 155H126V154H124V156H125ZM150 155H151V154H150ZM163 155H164V154H162V156H163ZM166 155H167V154H166ZM169 155H170V154H168V157H169ZM203 155H204V154H203ZM22 156H23V155H22ZM32 156H33V154H32ZM92 156H93V155H92ZM92 156H91V157H92ZM151 156H152V155H151ZM155 156H156V155H155ZM171 156H172V155H171ZM179 156H180V155H179ZM208 156H209V155H208ZM208 156H207V157H208ZM253 156H254V155H253ZM3 157H4V156H3ZM99 157H100V155H99ZM99 157H98V158H99ZM102 157H103V156H102ZM105 157H106V156H105ZM108 157H109V156H108ZM116 157H117V156H116ZM127 157H128V156H127ZM159 157H160V155H159ZM190 157H191V156H190ZM118 158H119V156H118ZM164 158H165V156H164ZM166 158H167V157H166ZM188 158H189V157H188ZM192 158H194V156H193ZM209 158H210V157H209ZM224 158H225V157H224ZM228 158H229V160L232 161L233 164L236 165V166H238L239 164H240V165L242 164L241 166H243V167H247V165H246L245 163H242L241 158H239V157L236 156V155H230ZM253 158H254V157H253ZM256 158H257V157H256ZM100 159H101V157H100ZM119 159H120V158H119ZM127 159H128V158H127ZM156 159H158V158H156ZM160 159H161V158H160ZM168 159L171 160L170 157H169ZM177 159H178V158H177ZM183 159H184V157H183ZM189 159H190V158H189ZM211 159H212V158H211ZM93 160H94V159H93ZM95 160H96V159H95ZM103 160L105 161V159H103ZM179 160H180V159H179ZM181 160H182V159H181ZM192 160H194V159H192ZM217 160H218V159H217ZM253 160H254V159H253ZM104 161H103V162H104ZM108 161H109V160H108ZM117 161H118V160H117ZM123 161H124V160H123ZM157 161H158V160H157ZM176 161H177V160H176ZM195 161H196V160H195ZM207 161H208V160H207ZM215 161H216V160H215ZM112 162H113V161H112ZM112 162H111V163H112ZM161 162L163 163V160H162ZM174 162H175V161H174ZM221 162H222V161H221ZM105 163H106V162H104V164H105ZM121 163H122V161H121ZM123 163H124V162H123ZM123 163H122V164H123ZM158 163H159V162H158ZM175 163H176V162H175ZM181 163H183V162H181ZM207 163H209V162H207ZM212 163H214L213 160H212ZM216 163H217V162H216ZM219 163H220V162H219ZM87 164H88V163H87ZM109 164H110V163H109ZM117 164H118V163L116 162L115 165L117 166ZM156 164H157V162H156ZM177 164H178V163H177ZM185 164H186V163H184V165H185ZM203 164H204V163H203ZM260 164H261V163H260ZM260 164H259V165H260ZM110 165H112V164H110ZM125 165H126V164H125ZM261 165H262V164H261ZM82 166H83V165H82ZM106 166H107V165H106ZM106 166H105V167H106ZM108 166H109V165H108ZM116 166H114V167H116ZM119 166H120V165H119ZM171 166H173V165H171ZM191 166H192V168H194L193 165H191ZM222 166H223V165H222ZM56 167H57V166H56ZM87 167H88V166H87ZM114 167H113V168H114ZM123 167H124V166H123ZM128 167H129V166H128ZM128 167H126V168H128ZM184 167H185V166H184ZM223 167H224V166H223ZM223 167H222V169H223ZM260 167H262V166H260ZM111 168H112V167H111ZM120 168H121V170H122V167H121V166H120ZM176 168H177V166H176ZM229 168H230V167H229ZM235 168H236V167H235ZM114 169H115V168H114ZM129 169H130V168H129ZM129 169H128V170H129ZM134 169H135V168H134ZM157 169H159V168H157ZM195 169H196V168H195ZM224 169H225V167H224ZM246 169H247V168H246ZM263 169H264V167H263ZM90 170H91V169H90ZM123 170H124V168H123ZM125 170H126V169H125ZM180 170H181V168H180ZM258 170H259V169H258ZM4 171H5V170H4ZM106 171H107V170H106ZM117 171H118V170H117ZM117 171H116V172H117ZM138 171H139V170H138ZM176 171L178 172V170H176ZM191 171H192V170H191ZM216 171H217V170H216ZM244 171H245V170H244ZM255 171H256V170H255ZM77 172H78V169H77ZM107 172H109V170H108ZM119 172H120V170H119ZM121 172H122V171H121ZM124 172H126V171H124ZM124 172H123V173H124ZM128 172H129V171H128ZM186 172H187V171H186ZM192 172H193V171H192ZM209 172H210V170H209ZM227 172H228V171H227ZM252 172H253V171H252ZM36 173H37V172H36ZM39 173H40V172H39ZM78 173H79V172H78ZM117 173H118V172H117ZM133 173H135V172H133ZM133 173H132V174H133ZM170 173H171V172H170ZM170 173H169V174H170ZM173 173H174V172H173ZM204 173H205V172H204ZM214 173H216V172H214ZM214 173H213V174H214ZM250 173H251V172H250ZM0 174H2V173H0ZM3 174H5V173L3 172ZM28 174H29V173H28ZM75 174H76V173H75ZM75 174H74V175H75ZM89 174H90V173H89ZM104 174H105V173H104ZM112 174H113V173H112ZM118 174H119V173H118ZM118 174H117V175H118ZM121 174H122V173H121ZM121 174H120V175H121ZM128 174H129V173H128ZM137 174H138V173H137ZM160 174H161V173H160ZM180 174H181V173H180ZM182 174H183V172H182ZM184 174H185V173H184ZM189 174H190V173H189ZM189 174H188V175H189ZM20 175H21V174H20ZM20 175H19V177H20ZM38 175H39V174H37V177H39ZM96 175H97V174H96ZM117 175H116V176H117ZM124 175H125V174H124ZM161 175H162V174H161ZM172 175H173V174H172ZM188 175H186V176H187V177H190V176H191V174H190V176H188ZM202 175H203V174H202ZM217 175H218V174H217ZM258 175H259V173H258ZM261 175H262V177H263V172H262ZM54 176H55V175H54ZM93 176H94V175H93ZM109 176H110V175H109ZM129 176H130V175H129ZM138 176H139V175H138ZM158 176H160V175H158ZM225 176H226V175H225ZM252 176H253V175H252ZM9 177H10V176H9ZM41 177H42V176H41ZM41 177H40V178H41ZM74 177H75V176H74ZM90 177H91V176H90ZM95 177H96V176H95ZM124 177H125V176H124ZM126 177H127V175H126ZM147 177H148V176H147ZM160 177H162V176H160ZM169 177H170V176H169ZM173 177H175V176H173ZM201 177H202V176H201ZM201 177H200V175H199V178H198V179H200ZM210 177H211V176H210ZM226 177H227V176H226ZM10 178H11V177H10ZM10 178H9V179H10ZM33 178H34V177H33ZM33 178H32V179H33ZM137 178H139V177H137ZM171 178H172V177H171ZM182 178H183V177H182ZM184 178H185V177H184ZM202 178H203V177H202ZM202 178H201V179H202ZM204 178H205V177H204ZM242 178H243V177H242ZM69 179H70V178H69ZM80 179H81V178H80ZM95 179H96V178H95ZM121 179H122V178H121ZM131 179H133V178H131ZM165 179H167V178H165ZM185 179H187V178H185ZM260 179H261V178H260ZM3 180H4V179H3ZM20 180H22V179H20ZM38 180H39V179H38ZM38 180H37V181H38ZM55 180H57V179L55 178L54 181H55ZM115 180H116V179H115ZM126 180H127V179H126ZM138 180H139V179H138ZM138 180H137V181H138ZM151 180H152V179H151ZM158 180H159V179H158ZM163 180H164V178H163ZM163 180H162V181H163ZM178 180H179V179H178ZM193 180H194V179H193ZM193 180H192V181H193ZM195 180H196V179H195ZM213 180H214V178H213ZM220 180H221V179H220ZM246 180H247V179H246ZM249 180H250V179H249ZM5 181H6V180H5ZM7 181H8V180H7ZM11 181H12V179H11ZM80 181H81V180H80ZM128 181H129V180H128ZM128 181H126L125 186H126V185H129V184H128ZM139 181H140V180H139ZM174 181H175V180H174ZM176 181H177V180H176ZM184 181H185V180H184ZM2 182H3V181H2ZM12 182L14 183L15 180L13 179ZM19 182H20V181H19ZM19 182H17V183H19ZM24 182H25V181H23V183H24ZM41 182H43V181H41ZM46 182H47V181H46ZM58 182H59V181H58ZM70 182H71V181H70ZM76 182H77V181H76ZM169 182H172V181L169 180ZM194 182H195V181H194ZM196 182H197V181H196ZM207 182H208V181H207ZM211 182H212V181H210V184H211ZM23 183H22V184H23ZM49 183H50V182L48 181V183H45V184H49ZM88 183H89V185L91 184L90 182H88ZM133 183H134V182H133ZM139 183H140V182H139ZM165 183H167V182H165ZM183 183H184V182H183ZM183 183H182V184H183ZM213 183H214V182H213ZM250 183H251V182H250ZM253 183H254L253 185H249V186H242V187H241V186H240V187L238 186L237 190H235V189L229 187L230 189L228 188V189H225V190L219 191V189L215 188L216 192L218 193L217 196H216L215 206L219 207V212H220V216H221V217H225V216H227L229 213H231L233 210H236L237 208H240V207H241L240 205H234V203L236 204V201H237V200H236V199H235V200H234V199H231V197L229 198V196H231V195L233 194V195H234L233 198H236V195H235V194H239V193H241V191H244V192H245V191H248V192H251V193H256V192H258L259 189H263V188H264V186H263L262 184H260V182L254 181ZM7 184H8V183H7ZM24 184H25V183H24ZM32 184H33V183H32ZM51 184H52V183H51ZM65 184H66V183H65ZM119 184H120V183H119ZM163 184H164V182H163ZM175 184H177V183H175ZM175 184H174V185H175ZM178 184L181 186V183H178ZM198 184H199V183H198ZM9 185H10V184H9ZM26 185H27V183H26ZM26 185H25V186H26ZM30 185H31V184H30ZM30 185H29V187H31ZM33 185H34V184H33ZM54 185L56 186L57 184H54ZM54 185L51 186V187H53L52 189H54V187H55ZM58 185H59V184H58ZM61 185H62V184H61ZM91 185H92V184H91ZM93 185H94V184H93ZM93 185H92V186H93ZM134 185H135V184H134ZM193 185H194V184H193ZM218 185H219V184H218ZM240 185H241V183H240ZM21 186H24V185H21ZM49 186H50V185H49ZM66 186H67V185H66ZM82 186H83V184H82ZM157 186H158V185H157ZM202 186H203V185H202ZM205 186H206V185H205ZM205 186H204V188H206ZM214 186H215V185H214ZM27 187H28V185H27ZM35 187H36V185H35ZM60 187H61V186H60ZM68 187H69V186H68ZM80 187H81V186H80ZM93 187H94V186H93ZM113 187H115V186H113ZM113 187H112V188H113ZM123 187H124V186H123ZM132 187H133V186H131L130 188H132ZM165 187H166V186H165ZM175 187H176V186H175ZM186 187H187V186H186ZM193 187H194V186H192V188H193ZM209 187H210V186H209ZM9 188H10V186L8 187V189H9ZM31 188H33V187H31ZM41 188L43 189V191H44V188H45V190L48 189L46 186H43V187H41ZM57 188H59V187H57ZM66 188H67V187H66ZM73 188H74V187H73ZM90 188H91V187H90ZM94 188H96V187H94ZM130 188H129V189H130ZM137 188H138V190H142V189H143V188L140 189L139 187H137ZM137 188H136V189H137ZM152 188H153V186H152ZM159 188H160V187H159ZM166 188H167V191H168V185H167ZM202 188H203V187H201V190H200L201 193L204 192V191H208V193H210V194H211L212 189H213V188H212V189H204V188L202 189ZM26 189H27V188H26ZM35 189H36V188H35ZM63 189H64V191H65V188H64V187H63ZM68 189H69V188H68ZM77 189H79V188H77ZM83 189H85V188H83ZM114 189H115V188H114ZM129 189H128V190H129ZM153 189H154V188H153ZM183 189H184V188H183ZM188 189L190 190V188H188ZM195 189H196V188H195ZM54 190H55V189H54ZM59 190H60V189H59ZM66 190H67V189H66ZM130 190H131V189H130ZM138 190H137V191H138ZM144 190H145V189H144ZM150 190H151V189H150ZM158 190H159V189H158ZM169 190H170V189H169ZM180 190H181V189H180ZM189 190H188V191H189ZM196 190H198V189H196ZM10 191H11V190H10ZM28 191H29V190H28ZM38 191H39V193H40V190H39V189H38ZM52 191H53V190H52ZM52 191H51V192H52ZM64 191H63V192H64ZM84 191H85V190H84ZM88 191H89V190H88ZM122 191H123V190H122ZM126 191H127V190H126ZM132 191H133V190H132ZM142 191H143V190H142ZM160 191H161V190H159V192H160ZM177 191H178V190H177ZM193 191H194V190H193ZM34 192H37V190L34 191ZM63 192L61 191V193H63ZM65 192H66V191H65ZM85 192H86V191H85ZM98 192H99V191H98ZM112 192H113V191H112ZM127 192H128V191H127ZM164 192H165V190H164ZM180 192H181V191H180ZM29 193H30V192H29ZM29 193H28V194H29ZM42 193H43V192H42ZM46 193H47V195H48V194H49V195L47 196V195L45 194L46 197H44V198H43V197H39V201H38L36 204H34L33 207H29V206H26V205H25V206H23V205H22V206H17L18 204H15L14 206H11L10 208L6 209V210L1 214V216H0V221H1L2 226H3V225H4V226L9 225V227H10V225H13V226H16L17 228H19V230H20L22 233H25V235H26V234H28V235L30 234V235L27 237V241L33 243V244L36 245V246H37V244L39 243V241H40L41 239H43V238H45L46 236H48L47 234H49V233L52 234V232L54 233L55 231H56L57 233H59V226H58V225H59V222H58V220H57V219H58V218H57V214H59V212H60V211H59V210H60L59 208H60L61 206H64L65 208H66V206L69 207V205H71L72 202L70 201L71 203L69 204V203H67L68 201H66V200H67V199H68V200L71 199L70 197H71L72 195H70V194H66L65 197H64L65 200H64L63 198L60 199L61 195H60L59 198H58V196H57V197H53V198H55V199L58 198V199L62 200V201H61L62 203H58L59 201L57 202V201H55L53 198H51V196H50V195H51L50 191L47 190ZM56 193H57V191H56ZM66 193H67V192H66ZM68 193H69V192H68ZM78 193H79V192H78ZM83 193H84V192H83ZM122 193H123V192H122ZM124 193H126V192H124ZM129 193H130V192H129ZM136 193H137V192H136ZM139 193H140V192H139ZM160 193H163V192H160ZM165 193H167V192H165ZM175 193H176V192H175ZM175 193H174V196H175ZM188 193H189V192H188ZM205 193H206V192H205ZM79 194H80V193H79ZM119 194H120V193H119ZM133 194H134V193H133ZM179 194H180V193H179ZM184 194H185V193H184ZM199 194H200V193H199ZM203 194H204V193H203ZM259 194H260V193H259ZM82 195H83V194H82ZM89 195L92 196V195H91V192H90ZM125 195H126V194H125ZM125 195H124V196H125ZM130 195H132V194H130ZM130 195L128 194L129 197H130ZM136 195H137V194H136ZM152 195H154V194H152ZM155 195H156V194H155ZM181 195H182V192H181ZM192 195H193V194H192ZM208 195H209V194H208ZM260 195H262V194H260ZM22 196H23V195H22ZM24 196H25V195H24ZM35 196L37 197V195H35ZM38 196H39V194H38ZM52 196H53V195H52ZM99 196H100V195H99ZM119 196H120V195H119ZM156 196H157V195H156ZM200 196H201V195H200ZM255 196H256V195H255ZM0 197H2V196H0ZM13 197H14V196H13ZM25 197H26V196H25ZM30 197H33V195L30 194ZM94 197H96V196H94ZM109 197L111 198V196H109ZM131 197H132V196H131ZM131 197H130V198H131ZM182 197H184V196L182 195ZM190 197H191V196H190ZM202 197H205V196H202ZM262 197H263V196H262ZM33 198H34V197H33ZM78 198H81V195H77L76 199H78ZM83 198H84V197H83ZM145 198H146V200H147V197H145ZM194 198H195V197L193 196V197L191 198V200H189V201H190L189 204H190V205H193V206H194V205H195V206L199 205V204H198L199 202L196 201V199H194ZM196 198H197V197H196ZM205 198H207V197H205ZM242 198H243V197H242ZM244 198H245V197H244ZM29 199H30V198H29ZM58 199H57V200H58ZM72 199H73V198H72ZM88 199H89V198H88ZM91 199H92V198H91ZM93 199H94V198H93ZM95 199H97V198H95ZM95 199H94V200H95ZM100 199H101V198H100ZM107 199H108V198H107ZM148 199H149V198H148ZM150 199H151V198H150ZM153 199H155V198H153ZM157 199H158V197H157ZM185 199H186V198H185ZM185 199H184V200H185ZM207 199H208V198H207ZM213 199H214V198H213ZM261 199H262V198H261ZM31 200H32V199H31ZM63 200H64V203H63ZM81 200H82V199H81ZM112 200H113V199H112ZM112 200H110V202H111ZM114 200H115V199H114ZM164 200H165V199H164ZM169 200H170V198H169ZM186 200H187V199H186ZM200 200H201V199H200ZM214 200H215V199H214ZM238 200H240V199H238ZM244 200H245V199H244ZM263 200H264V198H263ZM263 200H262V201H263ZM26 201H27V200H26ZM65 201H66V202H65ZM76 201H77V200H76ZM76 201H75V202H76ZM79 201H80V200H79ZM101 201H103V200H101ZM148 201H149V200H148ZM150 201H151V200H150ZM167 201H168V200H167ZM205 201H206V200H205ZM208 201H209V200H208ZM241 201H242V199H241ZM27 202H28V201H27ZM80 202H81V201H80ZM114 202L116 203L117 200H115ZM146 202H147V201H146ZM176 202H177V201H176ZM184 202H185V201H184ZM202 202H203V201H202ZM211 202H212V201H211ZM237 202H238V201H237ZM239 202H240V201H239ZM263 202H264V201H263ZM90 203H91V202H90ZM133 203H135V202H133ZM151 203H152V202H151ZM154 203H155V200H154ZM156 203H158V202H156ZM167 203H168V202H167ZM185 203H186V202H185ZM242 203H243V202H242ZM20 204H22V203L20 202ZM20 204H19V205H20ZM29 204H31V203L29 202ZM68 204H69V205H68ZM72 204H73V203H72ZM74 204H76V203H74ZM77 204H79V206H80V203H78V201H77ZM82 204H83V203H82ZM86 204H87V203H86ZM107 204H108V202H107ZM118 204H119V203H118ZM179 204H180V203H179ZM1 205H2V204H1ZM98 205H99V204H98ZM136 205H137V203H136ZM136 205H135V206H136ZM170 205H171V204H170ZM180 205H181V204H180ZM180 205H179V206H180ZM184 205H185V204H184ZM242 205H243V204H242ZM251 205H252V204H251ZM251 205H250V206H251ZM263 205H264V204H263ZM6 206H7V205H6ZM6 206H5V207H6ZM75 206H76V205H74V206L71 205V208L69 207V210H68V211H69L70 213H72V216H73L77 221H79V222L82 223V222L84 221V219L86 218L87 215L85 214L86 216L84 217V216H82L83 213H82V214H78L80 210L78 211L77 206H76V207H75ZM101 206H102V205H101ZM118 206H119V205H118ZM120 206H121V204H120ZM156 206H157V205H156ZM201 206H202V205H201ZM208 206H210V205H208ZM211 206H212V204H211ZM246 206H249V204L246 205ZM90 207H91V206H90ZM92 207H93V206H92ZM137 207H138V206H137ZM144 207H145V206H144ZM180 207H181V206H180ZM197 207H198V206H197ZM65 208H61V209L64 210ZM86 208H88V207L85 206V209H86ZM152 208H153V207H152ZM165 208H166V207H165ZM168 208H169V207H168ZM168 208H167V209H168ZM189 208H190V207H189ZM243 208H244V207H243ZM67 209H68V208H66V210H65V211H66V214H65L66 216L69 215V213H68V215H67V212H68ZM82 209H83V207H82ZM85 209H83V210H85ZM92 209L94 210V208H92ZM111 209H112V208H111ZM113 209H114V208H113ZM126 209H127V208H126ZM146 209H147V208H146ZM179 209H180V208H179ZM179 209H178V210H179ZM196 209H198V208H196ZM196 209H195V210H196ZM213 209H214V208H213ZM75 210H76V211H75ZM96 210H97V209H96ZM129 210H130V209H129ZM129 210H128V211H129ZM131 210H132V209H131ZM142 210H143V209H142ZM153 210H154V208H153ZM186 210H187V209H186ZM206 210H207V209H206ZM238 210L240 211V209H238ZM238 210H237L236 212H238ZM260 210H263V207L261 206V204L258 205L257 208H254V210H252L251 212H253L254 215H258L259 212H257V211H260ZM148 211H149V210H148ZM150 211H151V210H150ZM157 211H158V210H157ZM167 211H168V210H167ZM190 211H191V210H190ZM192 211H193V209H192ZM197 211H198V210H197ZM208 211H209V210H208ZM242 211H243V210H242ZM77 212H78V213H77ZM80 212H81V211H80ZM83 212H85V213L88 214L90 211H89V212H88V211L86 212V210H85V211H83ZM106 212H107V209H106ZM130 212H131V211H130ZM143 212H145V211H143ZM151 212H153V211H151ZM158 212H159V211H158ZM170 212H171V211H170ZM216 212H217V211H216ZM60 213L63 214L62 212H60ZM108 213H109V212H108ZM108 213H107V214H108ZM156 213H157V212H156ZM167 213H168V212H167ZM192 213H193V212H192ZM192 213H191V214L189 213L190 216H191V215L193 216ZM199 213H200V212H199ZM232 213H233V212H232ZM239 213H240V212H239ZM247 213H248V212H247ZM90 214H91V216H92V213H90ZM102 214H103V213H102ZM145 214H146V213H145ZM147 214H150V213L147 212ZM153 214H154V213H153ZM160 214H161V212H160ZM180 214H181V213H180ZM195 214H196V213H195ZM197 214H198V213H197ZM113 215H114V213H113ZM121 215H122V214H121ZM126 215H127V213H126ZM158 215H159V213H158ZM158 215H157V216H158ZM168 215H169V214H168ZM168 215H167V216H168ZM175 215H176V213H175ZM199 215H200V214H199ZM243 215H244V214H243ZM58 216H59V215H58ZM88 216H90V215H88ZM88 216H87V217H88ZM96 216H97V215H96ZM114 216H115V215H114ZM130 216H131V215H130ZM146 216H147V215H146ZM200 216H201V215H200ZM202 216H203V215H202ZM207 216H208V215H207ZM228 216H229V215H228ZM240 216H241V215H240ZM252 216H253V215H252ZM93 217H94V216H93ZM98 217H99V216H98ZM107 217H108V216H107ZM118 217H120V216L118 215ZM131 217H133V215H132ZM147 217H148V216H147ZM154 217H155V215H154L152 218H154ZM168 217H170V216H168ZM173 217H174V216H173ZM177 217H178V215H177ZM194 217H195V216H194ZM194 217H193V218H194ZM241 217H242V216H241ZM59 218H61V217H59ZM68 218L73 219L71 216H68ZM96 218H97V217H96ZM100 218H101V217H100ZM120 218H122V217H120ZM157 218H158V217H157ZM161 218H162V217H161ZM161 218H159V219H161ZM190 218H191V217H190ZM193 218H191V219H193ZM208 218H209V216H208ZM243 218H244V217H243ZM62 219H63V218H62ZM103 219H104V217H103ZM169 219H170V218H169ZM218 219H219V218H218ZM230 219H231V218H230ZM60 220H61V219H60ZM64 220H65V219H64ZM67 220H68V219H67ZM95 220H96V219H95ZM98 220H100V219H98ZM98 220H97V221H98ZM105 220H106V219H105ZM115 220H116V219H115ZM124 220H125V219H124ZM157 220H158V219H157ZM175 220H176V222H177V219H175ZM178 220H180V219H178ZM182 220H183V219L181 218V221H182ZM71 221H72V220H71ZM71 221H70V222H71ZM74 221H75V220H74ZM110 221H111V220H110ZM150 221H152V220H150ZM164 221H165V220H164ZM169 221H171V220H169ZM185 221H186V220H185ZM255 221H256V220H255ZM60 222H61V221H60ZM62 222H64V221H62ZM65 222H67V221L65 220ZM98 222H99V221H98ZM101 222H102V221H101ZM142 222H143V221H142ZM159 222H161V221H159ZM73 223H74V222H73ZM85 223H86V222H85ZM99 223H100V222H99ZM130 223L132 224V222H130ZM133 223H134V222H133ZM143 223H144V222H143ZM147 223H149V222H147ZM154 223H155V222H154ZM157 223H158V222H157ZM170 223H173V222H170ZM190 223H191V221H190ZM211 223H212V222H211ZM214 223H215V222H214ZM74 224H75V223H74ZM78 224H79L78 226H85V227H87V225H89L88 223H87V225H80V223H78ZM83 224H84V223H83ZM102 224H103V223H102ZM104 224H105V223H104ZM104 224H103V225H104ZM108 224H109V223H108ZM138 224H139V223H138ZM167 224L170 226L169 223H167ZM174 224H175V223H174ZM176 224H178V223H176ZM183 224H184V223H182V225H183ZM192 224H193V223H192ZM192 224H191V225H192ZM66 225H69L68 222H67ZM100 225H101V223H100ZM139 225H140V224H139ZM148 225H149V224H147V227H148V228L151 227V224H150V226H148ZM152 225H153V224H152ZM155 225H156V224H155ZM165 225H166V224H165ZM168 225H166V228L168 227ZM172 225H173V224H172ZM184 225H185V224H184ZM78 226H77V227H78ZM90 226H91V225H90ZM90 226H89V227H90ZM94 226H95V224H94ZM96 226H97V225H96ZM106 226H107V225H106ZM106 226H105V227H106ZM113 226H114V225H113ZM115 226H116V227L119 226V227H121L123 230H126V231H133V229H134L133 226H131V225H129V224H126V223H124V222H122V221H116V222H115ZM137 226H138V225H137ZM144 226H145V225H144ZM156 226H157V225H156ZM159 226H161V225H159ZM198 226H199V225H198ZM259 226H260V225H259ZM70 227H71V226H70ZM92 227H93V225H92ZM119 227H118V228H119ZM161 227H164V228H165L164 223H163V226H161ZM161 227H160V228H161ZM253 227H254V226H253ZM10 228H11V227H10ZM10 228H7V229H10ZM74 228H75V226H74ZM94 228L96 229V227H94ZM98 228H99V227H98ZM98 228H97V229H98ZM101 228H102V227H101ZM112 228H114V227H112ZM121 228H120V229H121ZM138 228H139V227H138ZM145 228H146V227H145ZM155 228H156V227H155ZM179 228H180V227L178 226V228L175 227V230H174V229H171L172 232H173V230H174V233H173V234H174V235H173L174 238L171 237L172 235H171V236L169 235V236L171 237V240H170V243H168L169 241L167 242L168 245L171 244V242L173 241L172 239H175V241H176V246H180L181 243L185 242V240H187V241L190 242V240H189L190 236L188 237V234H189L190 232H187V233L185 234L184 231H183V235H182V231H181ZM191 228H194V227H191ZM198 228H199V227H198ZM0 229H1V225H0ZM5 229H6V228H5ZM13 229H14V228H13ZM66 229H67V227H66ZM70 229H71V228H70ZM72 229H73V228H72ZM79 229H80L81 232L78 231V235H79V233H83V231H84L85 228H84V227H80V228H78V230H79ZM97 229H96V231H97ZM103 229L105 230L104 227H103ZM107 229H109V226L107 227ZM110 229H111V227H110ZM110 229H109V231L112 230V229H111V230H110ZM136 229H137V228H136ZM150 229H151V228H150ZM176 229H179V230H176ZM181 229H182V228H181ZM184 229H185V227H184ZM252 229H253V228H252ZM61 230H62V228H60V231H61ZM75 230L77 231L76 228H75ZM87 230H90V229H87ZM87 230H86V231H87ZM98 230H101V229H98ZM117 230H118V229H117ZM143 230H144V229H143ZM151 230H152V229H151ZM163 230H165V229H162L161 231H163ZM186 230H187V229H186ZM190 230H191V231H194V230H192V229H190ZM196 230L198 231L199 229L196 228ZM0 231H1V230H0ZM9 231H10V230H9ZM9 231H8V232H9ZM16 231H17V230H16ZM69 231H70V230H69ZM113 231H114V230H113ZM121 231H122V230H121ZM121 231H120V232H121ZM146 231H147V230H146ZM159 231H160V230H159ZM159 231H157V232H159ZM165 231H166V230H165ZM175 231H176V233H175ZM180 231H181V232H180ZM205 231H206V230H205ZM6 232H7V231H6ZM17 232H18V231H17ZM56 232H55L54 235L57 234ZM62 232H63V231H62ZM72 232H73V231H72ZM84 232H85V231H84ZM87 232H88V231H87ZM87 232H86V235H88ZM90 232H91V231H90ZM92 232H93V231H92ZM92 232H91V233H92ZM99 232H100V231H99ZM105 232H106V230L104 231V233H105ZM111 232H112V231H111ZM120 232H119V233H120ZM151 232H152V231H151ZM151 232H150V233H151ZM167 232L170 233L171 231H170V232L167 231ZM167 232H166V234H167ZM91 233H90V234H91ZM106 233H107V232H106ZM119 233H117V232H112V236L114 235V236H117V237L122 238L121 236H119ZM129 233H130V232H129ZM133 233H134V231H133ZM135 233H136V232H135ZM143 233H144V232H143ZM143 233H142V234H143ZM159 233H162V232H159ZM163 233H165V232H163ZM180 233H181V234H180ZM191 233H193V232H191ZM191 233H190V234H191ZM198 233H199V231H198ZM206 233H207V231H206ZM206 233H205V234H206ZM254 233H255V232H254ZM254 233H251V234L246 233L247 235L244 236L245 239H246V241L249 240V242H250V240H251V241L256 240V241L260 242L259 240H257V239H258L257 235L254 234ZM0 234H1V233H0ZM2 234H3V233H2ZM8 234H9V233H8ZM8 234H7V235H8ZM62 234H63V233H62ZM62 234H61V235H62ZM66 234H67V233H66ZM66 234H65V232H64V236H65ZM69 234H70V233H69ZM90 234H89V235H90ZM96 234H98V233H96ZM145 234H146V233H145ZM148 234H149V233L147 232V235H148ZM170 234H171V233H170ZM184 234H185V235H184ZM196 234H197V233H196ZM215 234H216V233H215ZM10 235H11V234H10ZM14 235H15V234H14ZM14 235H13V236H14ZM18 235H20V236L22 235V236H23V234H21V233H20V234L18 233ZM52 235H53V234H52ZM73 235H74V234H73ZM73 235H71V236H73ZM89 235H88V236H89ZM91 235H92V234H91ZM93 235H94V234H93ZM99 235H100V234H99ZM121 235H122V233H121ZM137 235H138V234H136V236H137ZM140 235H141V234H140ZM140 235H139V237H136V238H140ZM157 235H158V234H157ZM163 235H165V234H163ZM167 235H168V234H167ZM167 235H165V237H166ZM4 236H5V235H4ZM8 236H9V235H8ZM13 236H11V237L13 238ZM15 236H16V235H15ZM26 236H27V235H26ZM56 236H57V235H56ZM56 236H55V237H56ZM58 236H60V234H59ZM75 236H76V235H75ZM81 236H82V235H81ZM100 236H101V235H100ZM109 236H110V235H109ZM112 236H111V237H112ZM128 236H129V235H128ZM142 236H144V235H142ZM154 236H155V235H154ZM169 236H168V237H169ZM196 236H199V235H196ZM5 237H6V236H5ZM11 237H10V238H11ZM16 237H17V236H16ZM53 237H54V236H53ZM55 237H54V239H55ZM60 237H61V236H60ZM66 237H67V235H66ZM68 237H69V236H68ZM147 237L152 238V237H150V234H149V236H147ZM156 237H157V236H156ZM159 237H161V235H159ZM163 237H164V236H163ZM165 237H164V238H165ZM244 237H242V238H244ZM14 238H15V237H14ZM21 238H22V237H21ZM58 238H59V237H58ZM58 238H57V239H58ZM64 238H65V237H64ZM73 238H74V237H73ZM73 238H72V239H73ZM88 238H89V237H88ZM90 238L92 239V238H94V237H90ZM90 238H89V239H90ZM103 238H104V237H103ZM105 238H106V237H105ZM114 238H115V237H114ZM114 238H113L112 240H114ZM145 238H146V237H144V239L142 240V242H143V241L146 242ZM193 238H194V237H193ZM198 238H199V237H198ZM260 238H261V237H260ZM23 239H24V238H22V240H23ZM57 239H56V240H57ZM60 239H61V238H59V240H60ZM72 239H71V241H72ZM79 239H80V238H79ZM91 239H90V240H91ZM107 239H108V237H107ZM146 239H148V238H146ZM152 239H153V238H152ZM160 239H162V237H161ZM169 239H170V238H169ZM221 239H222V238H221ZM233 239H234V238H233ZM239 239H240V238H239ZM239 239H237V240H239ZM247 239H248V240H247ZM261 239H262V238H261ZM13 240H15V239H13ZM22 240H21V241H22ZM68 240H69V239H68ZM68 240H67V241H68ZM90 240H89V242H90ZM125 240H126V239H124V241L121 240V241L124 242V246H125V244H126ZM134 240H135V239H134ZM137 240H138V239H137ZM148 240H149V239H148ZM150 240H151V239H150ZM201 240H202V239H201ZM201 240H199V242L197 241V242H198V245H199V243H200ZM223 240H224V239H223ZM234 240H235V239H234ZM17 241H19V240H17ZM41 241H42V240H41ZM62 241H63V238H62ZM64 241H65V240H64ZM69 241H70V240H69ZM73 241H75V240H73ZM73 241H72V242H73ZM80 241H82V240H80ZM92 241H93V240H92ZM92 241H91V242H92ZM117 241H118V240H117ZM117 241H116V239H115V242L118 243V245H120V244H119V241H118V242H117ZM121 241H120V242H121ZM139 241L141 242L140 239H139ZM139 241H138V242H139ZM154 241H155V240H154ZM160 241H161V240H160ZM163 241H164V240H162V242H163ZM187 241H186V242H187ZM192 241H193V240H192ZM262 241H263V240H262ZM13 242H15V241H13ZM23 242H25V240H24ZM42 242H44V241H42ZM45 242H46V241H45ZM54 242H56V241H54ZM83 242H84V239H83ZM86 242H87V241H86ZM99 242H100V241H99ZM113 242H114V241H113ZM133 242H134V241H133ZM133 242H132V243H133ZM148 242H149V241H148ZM156 242H157V241H156ZM205 242H207V241H205ZM213 242H214V241H213ZM236 242H237V241H236ZM263 242H264V241H263ZM263 242H262V243H263ZM19 243H20V242H19ZM19 243H17V244L20 245ZM81 243H82V242H81ZM93 243H94V242H93ZM100 243H101V242H100ZM116 243H115V245H114L113 243H109V244H106L107 247H105V246H104V247H105V249H106V248H109L108 250H111V251H112V250H114L115 248H118V246L116 245ZM150 243H151V242H150ZM150 243H149V244H150ZM154 243H155V242H154ZM164 243H165V241H164ZM172 243H173V242H172ZM201 243H202V241H201ZM219 243H220V242H219ZM219 243H218V246H219ZM221 243H223V242H221ZM238 243H239V242H238ZM262 243H260V244L262 245ZM61 244H64V243H61ZM66 244H67V243H66ZM66 244H65V245H66ZM75 244H77V245L79 246V243H78V242L76 243V241H75ZM104 244H105V243H104ZM127 244H128V243H127ZM127 244H126V245H127ZM129 244H130V243H129ZM129 244H128V245H129ZM133 244H134V243H133ZM142 244H143V243H142ZM144 244H145V243H144ZM144 244H143V245H144ZM186 244H188V243H186ZM192 244H193V243H192ZM194 244H195V246H196V242H195ZM229 244H230V243H229ZM263 244H264V243H263ZM21 245H22V244H21ZM41 245H42V244H41ZM54 245H56V244L54 243ZM77 245H76V246H77ZM83 245H84V244H83ZM85 245H86V243H85ZM151 245H153V244L151 243ZM159 245H160V244H159ZM163 245H164V244H163ZM168 245H166V243H165V246H163V249H164L166 246H168ZM204 245H205V244H204ZM232 245H233V244H232ZM243 245H245V244H243ZM252 245H253V244H252ZM256 245H258V244H256ZM25 246H26V248L28 249V247H27L26 244H24V247H25ZM46 246H47V245H46ZM48 246H50V245H48ZM58 246H59V245H58ZM61 246H63V245H61ZM66 246H67V245H66ZM66 246H65V247H66ZM100 246H101V244H100ZM124 246H123V247H124ZM134 246H135V245H133V247H134ZM139 246H140V245H139ZM139 246L137 245V247H139ZM161 246H162V245H161ZM171 246H172V245H171ZM171 246H168V248H170ZM176 246H175V247H176ZM188 246H189V245H188ZM199 246H200V245H199ZM246 246H247V245H245V247H246ZM263 246H264V245H263ZM263 246H262V247H263ZM7 247H8V246H7ZM20 247H21V246H20ZM40 247H41V246H40ZM42 247H43V245H42ZM53 247H54V246H53ZM98 247H99V246H98ZM101 247H102V246H101ZM119 247H121V246H119ZM126 247H127V246H126ZM131 247H132V245H131ZM135 247H136V246H135ZM175 247H174V248H175ZM193 247H194V246H193ZM216 247H217V246H216ZM248 247H249V246H248ZM258 247H260V246L258 245ZM44 248H45V245H44ZM46 248H47V247H46ZM96 248H97V247H96ZM96 248H94V249H96ZM140 248H142V247H140ZM143 248H144L143 250H145V247H143ZM149 248H151V247H149ZM168 248H166V249H168ZM185 248H186V247H185ZM185 248H184V249H185ZM189 248H190V247H189ZM198 248H199V247H198ZM198 248H197V249H198ZM256 248H257V246H256V247L253 246V249H256ZM31 249H32V248H31ZM35 249H36V247H35ZM41 249H42V248H41ZM54 249L57 250V247L54 248ZM54 249H51V250L54 251ZM97 249H98V248H97ZM100 249L102 250V248H100ZM122 249H128L127 252H129V248H122ZM130 249H131V248H130ZM146 249L148 250V247H147ZM166 249H164V250H166ZM176 249H177V248H176ZM197 249H195V248L192 249V253H191V254H188V253H185V252H184V253H181V252L179 251L178 254L181 255V256H180V259H177L179 256H178L177 258L175 257L178 261L176 262V261L174 260V261H172V262H174V263L176 262V264H228V261H227V260H224V258H223V256H222V255H224V254H222L224 250H222V253H221L222 255L220 254L219 257H218L216 254H214V255H216L217 257L213 255L214 259H213V258L211 259V258H208V257H203V258H201V257L197 256V255H198L197 253H200V252H198ZM217 249H218V248H217ZM250 249H251V248H250ZM259 249H260V248H259ZM23 250H24V249H23ZM33 250H34V249H33ZM33 250H32V252H29L30 254L32 253L31 256L33 255V252H35V250H34V251H33ZM49 250H50V249H49ZM58 250H59V248H58ZM60 250H61V247H60ZM103 250H104V249H103ZM117 250H120V249H117ZM136 250H137V249H136ZM153 250H154V248L152 247V251H151V249H150L149 251L153 252ZM159 250H161V248H160ZM164 250H161V251L163 252ZM171 250H172V249L170 248V251H168V252H170V255H171V253H172ZM179 250H181V249H179ZM206 250H208V249H206ZM247 250H248V249H247ZM27 251H28V250H27ZM62 251H63V250H62ZM64 251H65V249H64ZM88 251H89V250H88ZM133 251H134V249H133ZM138 251H139V254H140V257H141V253H142L141 251H142V250H141V251L138 250ZM154 251H155V250H154ZM200 251H202V250H200ZM203 251H205V250H203ZM203 251H202V252H203ZM208 251H209V250H208ZM219 251H220V250H219ZM240 251H241V250H240ZM258 251H259V250H258ZM263 251H264V249H263ZM40 252H41V250H40ZM97 252H98V251H97ZM97 252H96V253H97ZM113 252H114V251H113ZM118 252H119V251H118ZM120 252H122V250H120ZM120 252H119V253H120ZM123 252H126V250H124ZM136 252H137V251H136ZM140 252H141V253H140ZM162 252H161V253H162ZM165 252H166V251H165ZM165 252H164V253H165ZM202 252H201V253H202ZM220 252H221V251H220ZM220 252H218V253H220ZM249 252H250V251H249ZM253 252H254V251H253ZM255 252H256V251H255ZM260 252H262V251L260 250ZM21 253H22V254H21ZM21 253H20L21 256H11V257H12V260H11V261H12L13 264H17V263H19V261H20L21 259H25V261H28V260H27V256H29L30 254L27 255L28 252H26V256H25L24 252H21ZM42 253H43V252H42ZM44 253H45V251H44ZM103 253H104V252H103ZM105 253H106V252H105ZM105 253H104V254H105ZM143 253H144V252H143ZM143 253H142V256H143ZM145 253H146V252H145ZM145 253H144V254H145ZM155 253H158V250L155 251ZM166 253H167V252H166ZM173 253H174V252H173ZM173 253H172V256L174 255ZM176 253H177V252H175V256L178 255V254H176ZM210 253L212 254V252H210ZM231 253H232V252H231ZM256 253H257V252H256ZM256 253H255V254H256ZM0 254H1V253H0ZM76 254H77V253H76ZM86 254L88 255V253H86ZM97 254H98V253H97ZM104 254H103V255H104ZM106 254H107V253H106ZM110 254H111V253H110ZM113 254H114V253H113ZM130 254H131V253H130ZM133 254H134V253H133ZM136 254H137V253H136ZM136 254H135V255H136ZM139 254H138V256H139ZM159 254H160V253H158V255H159ZM168 254H169V253L166 254V258H167V255H168ZM205 254H206V253H205ZM227 254H228V253H227ZM258 254H259V253H258ZM260 254L262 255V253H260ZM35 255H36V253H35ZM35 255H34V256H35ZM40 255H41V254H40ZM90 255H91V254H90ZM98 255L102 256V254H98ZM111 255H112V254H111ZM114 255H115V254H114ZM122 255H123V254H122ZM122 255H120V256L122 257ZM128 255H129V254H128ZM151 255H152V254H151ZM153 255H154V253H153ZM160 255H161V254H160ZM164 255H165V254H164ZM202 255H203V254H202ZM37 256H38V255H37ZM37 256H36V257H37ZM44 256H45V255H44ZM44 256H43V257H44ZM47 256H48V253H47ZM92 256H94V255H92ZM104 256H105V255H104ZM118 256H119V255H118ZM120 256H119V257H120ZM123 256H124V255H123ZM125 256L127 257V255H125ZM125 256H124V257H125ZM130 256H131V255H130ZM133 256H134V255H133ZM146 256H147V254H145V257H146ZM172 256H170V257H172ZM224 256H225V255H224ZM227 256H228V255H227ZM32 257H33V256H32ZM87 257H88V256H87ZM90 257H91V256H90ZM106 257H107V256H106ZM126 257H125V258H126ZM134 257H135V259L137 260L138 257H137V258H136V256H134ZM140 257H139V258H140ZM145 257H143V258H145ZM150 257H151V256H150ZM155 257H156V256H155ZM161 257H162V256H161ZM164 257H165V256H163V258H164ZM263 257H264V256H263ZM28 258H29V257H28ZM38 258H39V257H38ZM41 258H42V257H41ZM44 258H46V257H44ZM48 258H49V257H48ZM69 258H70V257H69ZM92 258H94V257H92ZM125 258H123V260H124ZM131 258H133V257L131 256ZM147 258H149V257H147ZM147 258H146V259H147ZM151 258H152V257H151ZM163 258H162V259H163ZM10 259H11V258H10ZM36 259H37V258H36ZM50 259H51V258H50ZM100 259H101V258H100ZM105 259H106V258H104V260H105ZM113 259H114V258H113ZM116 259H117V258H116ZM140 259H141V258H140ZM140 259L137 261L138 263L143 261L142 259H141L142 261H141ZM153 259H154V257H153ZM153 259H152V260H153ZM164 259H165V258H164ZM164 259L162 260V262L164 261ZM172 259H174V256H173ZM172 259H171V260H172ZM225 259H226V258H225ZM230 259H232V258H230ZM47 260H48V259H47ZM58 260H59V259H58ZM94 260H96V259L94 258ZM102 260H103V259H102ZM117 260H118V259H117ZM119 260H120V259H119ZM123 260H122V261H123ZM148 260H149V259H148ZM152 260H151V261H152ZM155 260H156V258H155ZM166 260L169 261V258L166 259ZM171 260H170V261H171ZM36 261H37V263L40 262L39 259L36 260ZM56 261H57V260H56ZM127 261H128V260H127ZM130 261H131V259H130ZM144 261H145V260H144ZM144 261H143V264H145ZM153 261H154V260H153ZM159 261H160V260H159ZM159 261H157V262H159ZM45 262H46V261H45ZM54 262H55V261H54ZM81 262H82V261H81ZM95 262H96V261H95ZM95 262H94V263H95ZM116 262H119V261H116ZM124 262H125V261H124ZM124 262H123V264H124ZM128 262H129V261H128ZM137 262H135V263L133 262V263H134V264H137ZM147 262H148V261H147ZM160 262H161V261H160ZM226 262H227V263H226ZM29 263H34V262L31 261V262H29ZM40 263H41V262H40ZM40 263H39V264H40ZM49 263H50V262H49ZM68 263H69V262H68ZM92 263H93V262H92ZM99 263H100V262H99ZM111 263H112L111 260H106L104 264H111ZM155 263H156V261H155ZM169 263H171V262H169ZM169 263H168V264H169ZM174 263H173V264H174ZM27 264H28V263H27ZM35 264H36V263H35ZM52 264H53V263H52ZM54 264H55V263H54ZM80 264H81V263H80ZM85 264H86V263H85ZM88 264H89V263H88ZM96 264H97V263H96ZM121 264H122V263H121ZM130 264H131V262H130ZM147 264H148V263H147ZM241 264H242V263H241Z\"/></svg>",
	"mask_w": 264,
	"mask_h": 264
}]
</instances>
